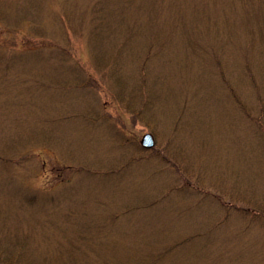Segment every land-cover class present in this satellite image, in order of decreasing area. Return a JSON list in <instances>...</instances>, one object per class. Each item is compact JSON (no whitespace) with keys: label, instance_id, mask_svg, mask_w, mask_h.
<instances>
[{"label":"rangeland","instance_id":"rangeland-1","mask_svg":"<svg viewBox=\"0 0 264 264\" xmlns=\"http://www.w3.org/2000/svg\"><path fill=\"white\" fill-rule=\"evenodd\" d=\"M0 264H264V0H0Z\"/></svg>","mask_w":264,"mask_h":264},{"label":"water","instance_id":"water-1","mask_svg":"<svg viewBox=\"0 0 264 264\" xmlns=\"http://www.w3.org/2000/svg\"><path fill=\"white\" fill-rule=\"evenodd\" d=\"M141 143L145 146H151L153 144V140L150 132L143 133L141 137Z\"/></svg>","mask_w":264,"mask_h":264},{"label":"trees","instance_id":"trees-1","mask_svg":"<svg viewBox=\"0 0 264 264\" xmlns=\"http://www.w3.org/2000/svg\"><path fill=\"white\" fill-rule=\"evenodd\" d=\"M228 4V3H227ZM236 4V3H235ZM232 6H234V4H231ZM203 11H205V10H203ZM207 13V12H206ZM207 16H211L209 13H207ZM194 22H196V21H194Z\"/></svg>","mask_w":264,"mask_h":264}]
</instances>
